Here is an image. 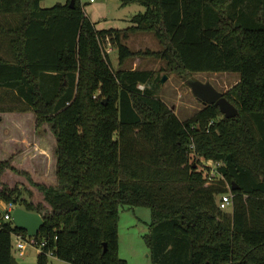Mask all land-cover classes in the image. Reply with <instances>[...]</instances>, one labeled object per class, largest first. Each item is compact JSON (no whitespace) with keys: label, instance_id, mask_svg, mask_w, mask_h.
<instances>
[{"label":"trees","instance_id":"trees-1","mask_svg":"<svg viewBox=\"0 0 264 264\" xmlns=\"http://www.w3.org/2000/svg\"><path fill=\"white\" fill-rule=\"evenodd\" d=\"M70 1L0 0V113L32 111L56 139L54 182L0 159V203L43 218L36 264L49 252L68 264H127L119 211L138 205L151 209L153 264H264V0H125L144 10L124 29H97ZM137 32L155 35L161 49L147 54L169 71L238 73L223 92L238 114L207 104L180 120L154 70L114 69L105 46L120 66L140 53L123 42ZM201 157L218 162L211 181ZM6 169L42 201L3 184ZM229 190L230 214L218 203ZM15 232L26 233L0 221V264H11Z\"/></svg>","mask_w":264,"mask_h":264},{"label":"rangeland","instance_id":"rangeland-1","mask_svg":"<svg viewBox=\"0 0 264 264\" xmlns=\"http://www.w3.org/2000/svg\"><path fill=\"white\" fill-rule=\"evenodd\" d=\"M85 15L95 23L97 29L115 28L124 29L131 24V17L144 10L138 2L125 0H79ZM66 0H41V7H49L55 3H65ZM132 51L139 54L130 56L118 64L116 47L107 45L108 55L114 69L138 68L152 69L162 79L158 89V96L172 109L180 120L191 117L203 103L191 92L188 81L192 78L203 82H210L217 90L225 92L239 79L236 72H174L169 71L165 62L147 52L158 51L161 44L151 32H137L130 34L123 41ZM94 98L96 96H93ZM11 112H2L0 130V159H9L20 170H25L31 178L42 183L54 182L56 139L47 122L35 128L34 120L25 116L11 115ZM34 116V115H33ZM35 119V117H33ZM212 168L218 162L201 157L199 160ZM204 166V167H207ZM2 183L10 188L18 187L22 196L34 203L42 201V194L30 184L26 176L6 169L1 177ZM18 205H16L17 207ZM4 211L3 202L0 203V215ZM231 213V207L226 209ZM152 219L151 209L148 205L123 207L119 211L118 219V255L126 260L127 264H153L149 256V247L145 235L149 232ZM13 257L17 264H36L38 249L27 246L25 253L20 255L13 248ZM48 264H68L54 256H49Z\"/></svg>","mask_w":264,"mask_h":264},{"label":"water","instance_id":"water-1","mask_svg":"<svg viewBox=\"0 0 264 264\" xmlns=\"http://www.w3.org/2000/svg\"><path fill=\"white\" fill-rule=\"evenodd\" d=\"M73 4V0L70 1ZM164 76L161 81H165ZM191 92L200 100L203 105L214 104L226 118L236 116L237 108L225 98L223 92L217 90L210 82H203L199 79L192 78L188 81ZM12 222L18 229L24 230L28 236H36L43 225V218L37 212L27 211L17 206L12 211ZM11 264H17L14 257H11Z\"/></svg>","mask_w":264,"mask_h":264},{"label":"built area","instance_id":"built-area-1","mask_svg":"<svg viewBox=\"0 0 264 264\" xmlns=\"http://www.w3.org/2000/svg\"><path fill=\"white\" fill-rule=\"evenodd\" d=\"M107 45H110V43H107ZM106 46L104 50L108 52V49ZM138 87L142 89L143 85L139 84ZM211 123H212V120L209 122V124ZM199 163L201 167L207 166L206 164H202L200 161ZM207 167H209V171H208L209 180L208 181H211L210 180L211 177L215 175V168H212L210 166H207ZM232 198L233 196H232L231 190L222 193L218 200L219 207L221 209H227L228 207H230L232 204ZM3 204H4V211L2 215H0V221L12 220V211L16 206L13 205L12 203L3 202ZM12 244H13V248H15L19 252L20 255H23L25 253L27 246L29 245L36 247L38 249V252H40L42 250V246L44 242L37 240L35 236H28L27 233L15 232L12 234ZM48 255L53 256V253L49 252Z\"/></svg>","mask_w":264,"mask_h":264},{"label":"crops","instance_id":"crops-1","mask_svg":"<svg viewBox=\"0 0 264 264\" xmlns=\"http://www.w3.org/2000/svg\"><path fill=\"white\" fill-rule=\"evenodd\" d=\"M5 19H7V20H9V21H14V17L13 16H10L9 18H5ZM6 50H4L3 52H5ZM6 53H8V52H6ZM10 55V54H9ZM9 114H11V115H18V116H25V117H28V115H29V117H30V119H32V120H34L33 122H35V119L33 118L34 116V114H33V112L32 111H23V112H11V113H9ZM0 115H1V117H3V114L2 113H0ZM2 122V121H1ZM0 130H1V123H0ZM0 150H1V141H0ZM14 163H16V162H13L12 164H13V166H15V167H17Z\"/></svg>","mask_w":264,"mask_h":264}]
</instances>
